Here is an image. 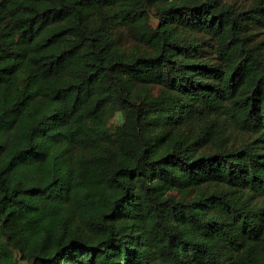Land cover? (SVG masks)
<instances>
[{
	"label": "trees",
	"instance_id": "obj_1",
	"mask_svg": "<svg viewBox=\"0 0 264 264\" xmlns=\"http://www.w3.org/2000/svg\"><path fill=\"white\" fill-rule=\"evenodd\" d=\"M262 33L264 0H0V264H264Z\"/></svg>",
	"mask_w": 264,
	"mask_h": 264
},
{
	"label": "rangeland",
	"instance_id": "obj_2",
	"mask_svg": "<svg viewBox=\"0 0 264 264\" xmlns=\"http://www.w3.org/2000/svg\"><path fill=\"white\" fill-rule=\"evenodd\" d=\"M224 1L229 2L231 4H234L235 6H237L239 8L245 7V6H247L251 2V0H224ZM262 35H264V34L262 33ZM121 120H122V114H121V112H119V111L118 112H115L112 115L111 119H110V126L112 128L115 127V125L118 122H120ZM18 263L19 264H26V262H24L22 260H18Z\"/></svg>",
	"mask_w": 264,
	"mask_h": 264
}]
</instances>
